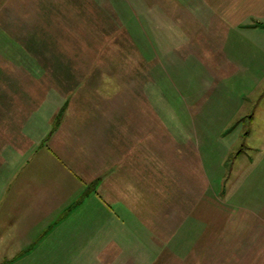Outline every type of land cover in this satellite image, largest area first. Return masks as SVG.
<instances>
[{
	"label": "rangeland",
	"instance_id": "374dc122",
	"mask_svg": "<svg viewBox=\"0 0 264 264\" xmlns=\"http://www.w3.org/2000/svg\"><path fill=\"white\" fill-rule=\"evenodd\" d=\"M200 4L0 0V157L3 149L31 151L64 105L97 101L105 87L136 131L129 133L133 148L148 157L135 184L143 192L148 182L155 186L157 168L165 178L163 188H149L151 204L160 203L153 223L137 227L140 237L121 239L125 247L164 246L169 263H253V250L243 251L264 247V72L248 69L262 62H252L253 45L240 72L231 57L221 60L223 34L206 28L218 18ZM248 32L259 58L264 38ZM61 250L12 264H97L95 254Z\"/></svg>",
	"mask_w": 264,
	"mask_h": 264
},
{
	"label": "crops",
	"instance_id": "0c3cea01",
	"mask_svg": "<svg viewBox=\"0 0 264 264\" xmlns=\"http://www.w3.org/2000/svg\"><path fill=\"white\" fill-rule=\"evenodd\" d=\"M202 3L218 18L206 28L223 34L221 60L231 57L228 60L233 61L236 71L240 72L238 63L246 59L247 47L253 45L256 53L259 43L248 31L264 38V0H201ZM260 46L263 54L258 58L253 53L251 58L253 63L262 62V68L254 69L252 64L248 69L250 73L264 72V45ZM99 90L102 93H98L97 101L83 97L64 105L59 123L50 124L31 151L3 149L7 154L0 157V257L5 255L3 264L22 261L23 256L43 251L55 254L65 247L75 248L85 255L95 254L97 264L169 263L161 257L166 251L164 246L135 251L132 249L134 241L129 247L121 242L123 238L140 237L153 223L150 214L159 210L160 203L151 204L149 188H159L161 182L163 188L165 178L157 168L154 172L159 179L156 188L148 182L143 192L139 180L135 184L134 177H142L144 156L147 160L144 170L148 171L145 149L133 148L130 134L133 136L136 131L130 124L126 125L124 113L119 117L118 104L112 101L117 93L105 87ZM138 117L137 127L143 122ZM119 118L124 123L121 126ZM140 134L142 132L137 131L138 137ZM144 137L149 140L148 133L141 137L142 142ZM137 227L143 230L141 234ZM250 249L256 256L253 263L247 264H264V247H248L243 252ZM173 252L187 255L196 250L185 247L182 251L181 247H175ZM136 253L141 255L138 263ZM83 260L85 263V257Z\"/></svg>",
	"mask_w": 264,
	"mask_h": 264
},
{
	"label": "trees",
	"instance_id": "16d2710c",
	"mask_svg": "<svg viewBox=\"0 0 264 264\" xmlns=\"http://www.w3.org/2000/svg\"><path fill=\"white\" fill-rule=\"evenodd\" d=\"M61 113H62V111H61L60 114L57 116V118H56V123H59L60 118H61Z\"/></svg>",
	"mask_w": 264,
	"mask_h": 264
}]
</instances>
